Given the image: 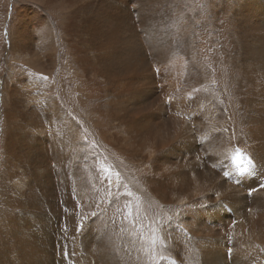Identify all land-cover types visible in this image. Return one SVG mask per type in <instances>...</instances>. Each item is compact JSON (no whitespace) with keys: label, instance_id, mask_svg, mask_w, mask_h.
Wrapping results in <instances>:
<instances>
[{"label":"bare ground","instance_id":"obj_1","mask_svg":"<svg viewBox=\"0 0 264 264\" xmlns=\"http://www.w3.org/2000/svg\"><path fill=\"white\" fill-rule=\"evenodd\" d=\"M0 3V264H122L115 246L140 245L100 153L172 209L157 264H264V0Z\"/></svg>","mask_w":264,"mask_h":264},{"label":"rangeland","instance_id":"obj_2","mask_svg":"<svg viewBox=\"0 0 264 264\" xmlns=\"http://www.w3.org/2000/svg\"><path fill=\"white\" fill-rule=\"evenodd\" d=\"M6 1L7 0H4V3H6ZM1 6L2 3H0V7ZM11 12H12V6L11 8L5 7V11L0 16V19L2 18V16H5L6 14V22H8L11 16ZM1 24L2 21L0 20V25ZM5 24L7 25V23ZM6 33L7 32L5 30L2 33V38L5 44L7 43ZM53 34L56 37L55 41L57 42L62 41V36L59 35L57 26ZM2 50L3 53L0 56V81L2 76L5 75V71L7 68V64L5 60L6 59L5 54L7 51L5 49V46ZM58 56H59V61H61V64L59 63L56 66V68L58 70H61L66 65L67 62L64 49L59 50ZM22 68L25 69L26 67L23 66ZM29 70L31 71V68H29ZM58 83L59 80H56L57 85ZM0 125H1V116H0ZM1 129L2 128L0 127V136L2 135ZM81 129L83 135L85 136L86 144L88 145V147L92 148L96 146V148H99L100 145L96 143V141L94 140L95 138L92 136V133L89 132L88 128L84 124L81 125ZM100 151H102V149ZM99 157L102 161V164L100 163L99 165L95 166L94 170L96 174L102 176L101 178V181L103 183L102 186L105 187L106 190L108 189L106 193L110 196L119 195L121 193L126 192L125 188L127 189L129 188L128 193H131V195H129L130 198L125 203L120 202L119 204L120 206L117 209V214L118 216H120L122 221L126 223V225L129 228L131 227L130 229L140 238V245L136 246L135 248L124 247L119 243L115 246V252L118 255L119 261L122 262V264H157L159 260L158 246L156 243V239L158 237V230L160 229L162 222L166 218L167 212L169 213L170 211H172V209L161 208V206L157 202L151 200L150 198H147L141 192L138 193L137 191H135L134 193L133 191L132 193V188L130 187V184L127 182V180L121 173L120 168L122 166L118 167L115 165L116 164L115 158L113 157L111 158L110 155L102 154V153L99 154ZM115 173L120 175L119 185L114 186L112 188L111 181ZM126 175L127 176L130 175L131 177L130 171ZM129 212H131V215H129ZM87 217H89L88 214L82 215L83 219H86ZM163 243L164 245H166L165 242ZM120 257H123L124 259Z\"/></svg>","mask_w":264,"mask_h":264},{"label":"snow or ice","instance_id":"obj_3","mask_svg":"<svg viewBox=\"0 0 264 264\" xmlns=\"http://www.w3.org/2000/svg\"><path fill=\"white\" fill-rule=\"evenodd\" d=\"M241 155V153H240V151L238 150L237 151V157H239ZM237 157H234L233 159H236ZM226 175H227V173H226ZM129 195H131V193H129ZM129 215H131V212H129Z\"/></svg>","mask_w":264,"mask_h":264}]
</instances>
